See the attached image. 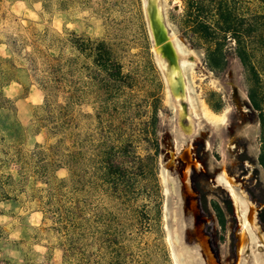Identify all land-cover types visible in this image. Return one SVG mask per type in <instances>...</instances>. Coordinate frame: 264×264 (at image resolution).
Wrapping results in <instances>:
<instances>
[{
    "label": "rangeland",
    "instance_id": "1",
    "mask_svg": "<svg viewBox=\"0 0 264 264\" xmlns=\"http://www.w3.org/2000/svg\"><path fill=\"white\" fill-rule=\"evenodd\" d=\"M151 4L0 0V94L13 102L2 125L20 129L10 143L0 128V226L38 264H62L32 198L60 181L99 214V244L112 242L117 264H240L252 246L264 254L252 79L233 53L225 69L208 68L179 28V0L154 4L174 60L165 55ZM87 39L106 44L117 81L93 63ZM224 177L249 205L246 236Z\"/></svg>",
    "mask_w": 264,
    "mask_h": 264
},
{
    "label": "trees",
    "instance_id": "2",
    "mask_svg": "<svg viewBox=\"0 0 264 264\" xmlns=\"http://www.w3.org/2000/svg\"><path fill=\"white\" fill-rule=\"evenodd\" d=\"M179 1L182 4L179 28L194 47H203L208 68L212 71L225 69L227 54L233 53L251 77L247 96L252 110L258 112L261 119L262 147L258 161L264 170V80L261 76L264 72V0ZM85 42L93 63L110 80L117 81L121 71L106 44L90 39ZM12 103L0 94V128L4 138L15 143L20 129L17 130L13 124L2 125V118L7 116L6 110L11 109ZM110 175L107 171L104 176L108 186ZM45 182L48 184L50 181L47 179ZM59 183L53 187L48 184L41 193L32 197L43 213V220L50 221V226L38 229L43 233V241L62 251V264H117L112 256V242L99 244V214H93L85 201L67 195L64 181ZM12 199L18 201L16 197ZM6 213L0 210V216ZM259 219L264 224V209L260 211ZM24 243L23 240L10 239L0 226V264H38L22 248ZM88 247L94 250L90 252ZM104 249H109V256L102 253Z\"/></svg>",
    "mask_w": 264,
    "mask_h": 264
},
{
    "label": "bare ground",
    "instance_id": "3",
    "mask_svg": "<svg viewBox=\"0 0 264 264\" xmlns=\"http://www.w3.org/2000/svg\"><path fill=\"white\" fill-rule=\"evenodd\" d=\"M155 2H156V0H152V4L150 6V15H151V22L153 24V28H154V30H155V32L157 34L158 43L160 44L159 48L163 51V53L165 55H168L172 60H174V56L172 55L171 49L168 46V42L163 37V33L161 32V28H160V14H157V12L155 11V8H154ZM181 87H182V85H181V83H179V87L178 88H181ZM222 181H223V184L229 190L230 194L232 195V197L234 199V202H235L236 207H237V212H238V215H239V218H240V223L242 225V229L249 231V229L251 228L250 218H249L250 209L248 207L249 205L247 206L245 203H243L239 199V197L236 195V192L234 191V189H233V187L231 185V181L229 179L224 177V178H222ZM245 202H246V200H245ZM255 243H259V241H256ZM252 248H253V250H252V264H264V260H260V259L257 260L256 259V256H254L255 252H256V248H254V246H252ZM243 258L247 260V258H245V256Z\"/></svg>",
    "mask_w": 264,
    "mask_h": 264
},
{
    "label": "water",
    "instance_id": "4",
    "mask_svg": "<svg viewBox=\"0 0 264 264\" xmlns=\"http://www.w3.org/2000/svg\"><path fill=\"white\" fill-rule=\"evenodd\" d=\"M238 213V212H237ZM241 224V223H240ZM249 233H251L250 231H246V230H243L242 229V234H244L245 236L247 235V234H249ZM251 235V234H250ZM254 256H256V259L258 260V259H260L262 256H263V254L262 253H255V255ZM244 259V258H243ZM241 260V263L240 264H250L251 263V259H252V255H250L249 256V258L247 259V260Z\"/></svg>",
    "mask_w": 264,
    "mask_h": 264
}]
</instances>
